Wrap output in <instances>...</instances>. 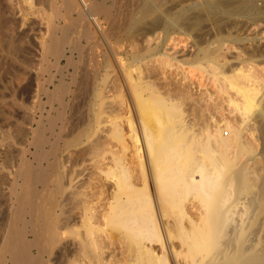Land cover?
I'll return each instance as SVG.
<instances>
[{
	"label": "bare ground",
	"instance_id": "1",
	"mask_svg": "<svg viewBox=\"0 0 264 264\" xmlns=\"http://www.w3.org/2000/svg\"><path fill=\"white\" fill-rule=\"evenodd\" d=\"M78 1L81 3V14L84 15L85 17H87L94 24L95 28L97 29V31L95 30L94 32L100 31V33L103 35V38L107 39L108 38L107 34L102 33V28H101V23H100L101 21H99L100 18H98L100 16L97 15V11L101 10L102 8L99 7L98 5H96V6L91 5L89 3V1H87V0H78ZM142 1L143 2L140 1L141 3L139 2L140 4H142L141 12L139 13L140 16H138L136 18V19H138V23H139L136 26L138 33L135 35L136 36V42L135 43L137 45H139L138 48H136V49H138V51L134 55L132 54L133 58H132V60H130L128 67L120 65L121 67L119 66V68H118V69L121 68L119 72L121 73V75L123 77V84H124L123 87L125 86L124 89L127 91V94L129 95L128 98L130 99V103H131L130 106L132 105V108H133L132 110L135 111L137 120H136L135 116H132L135 118L128 117V120H127L128 124L127 125H129V133H126L124 128H123L124 124L122 125V123L119 122V120H118L119 119V113H121V110L124 108L123 103L121 102V101H123V98H122V99H120L121 101H117V99H116L114 101L112 100V101H109L106 103L104 108H102V114L99 115V118L97 121V127L94 128V130L91 132V135H89V136L86 135V133H85L87 131L86 130L87 127H85V129H84V126H83V128L80 127L81 129H83V130H80L78 128V126H76V127L74 126L73 130H74V128H76V130H74V131H75V136L77 133V137H75L73 134L75 139L74 138H73V140L72 139L71 140L64 139L63 136L65 135L64 132L66 131L64 121H66V120L63 121V124L58 126L56 123V119L53 120L55 118V116L52 118V116L54 114L51 115L52 119L50 118L52 120L50 122V131H51V135L55 138L54 141L52 140L53 142L49 141L47 139V136H45V134H44V131L46 132V131H48V129L45 128V130H44L43 128H40V127L38 130L32 131L35 134L33 135V140L31 141L29 139V141H31V142H29L28 138H27L29 133H30L29 128H26V130L24 128V130L22 131V134L19 135L18 137H20V136L22 137V135L26 136V141L29 142V145H27L28 147L26 146L27 149L25 152H23L22 158H23V160L26 159V162H27L29 160V156H30L29 154H33L30 147H31V145L35 146L36 151L33 155H35L36 158L34 157L33 159L38 160V162H37L38 164H36V167H37V165H38V167L35 168V170H34L33 168L35 167V165H34V167L31 165H27L29 163L28 162L26 164V168H25L26 170H22V168L19 167V169H21V170L16 171V173L14 174L9 169L10 165H9V168H7L8 166L4 167V166H2L3 163H1L0 164V192L8 190L7 185L11 183L12 178L20 179V178H23V176H24V179L26 180V184L30 188V191L33 194V196L36 195V197H37L38 194L39 195L40 194L41 195L42 194H46V195L54 194L55 195V202H53L52 200H51V202H53V207L55 209V211L53 210L52 216L56 220V225H55L56 231L54 232L55 234H51L50 233V231H51L50 227L47 228V230H46V232L48 234H46L44 239H45V242L47 241V244H48L47 246L49 247V249H48L47 246L44 245V243L42 241L43 240L42 236L44 233H42V230H41V229H43V231H44L45 230L44 228L47 225L44 227L42 226L41 229H39L38 227L43 222H44L43 223V225H44L46 219L49 217H47V218L45 217L44 218L45 221H42V223L41 222L38 223L39 220L44 217V215L43 214L39 215L38 213H41V212H37L36 208L38 206L36 205L37 207H35V205H34L36 203L35 202L36 197L33 201L35 203H33L32 201H29V200H25L27 198V196L25 197V199H24V197L23 198L18 197L17 198V202H18L17 208L15 206H13V208L14 207L16 208L15 213L17 215V217H16L17 221L14 222L12 220L13 221L12 225L10 227L8 226L9 227L8 228L6 226V223L4 226H2L4 224V221H3L2 217L0 216V264H44L45 260H48V259H44L45 253L46 254L48 253L49 254L48 256L50 257L55 248H56V251H55L56 253L54 255L56 256L57 264H91V262L87 263L84 258H85V256L92 255L90 253V250L92 248H93V250H95L98 247V244H101L102 241L118 238V235L114 236L112 233L108 232L107 228H109V227L119 229V231H120L119 232V238H118L119 240H121V241L127 240L129 243H132V245L129 244V247H128V255L130 256L129 258H130V261L132 262V264H169L167 259L165 258L164 253H163V255L156 254V249L154 247V241H160L161 245L164 247V245L162 243V237L160 235V231L162 228L163 233L167 238L173 236V233L170 230L171 225L176 226L177 230L180 232V234H179L180 237L188 245L187 253L184 255L183 264H264V231H263V234L261 235V232L259 231L260 227H259V230H257L258 226L255 225L258 223V222L255 223L256 222L255 220L257 218L255 217V213H254L255 212L254 206H255V204H257L256 203V197H254L252 195V196H248V198L246 200H244L245 197L243 196L244 195V193H243L244 188L250 186V185L247 186V181H246V177H247L246 173L247 172L245 170L247 168H243V170L246 173L241 169L242 167L240 168V170H238L236 172V181L237 182L234 186V189L236 191V198L234 199V202H231V204H230V201H229L230 198H228L225 195V193H223V190H224L225 186L229 187L232 184L229 185V183L227 182L228 181L227 179L226 180L220 179L222 172L227 170L226 169L227 166L230 167L232 165L230 163L231 161L227 159V156H228L227 147L229 146V138L220 133V137H218V134L215 135L216 139L212 144L206 143L207 145H205V146H208V147H204V145L202 146V142L197 143L198 142L197 141L198 135H197V133H195L196 131H194V130H197V128L196 129L192 128L193 124L190 126L189 123L192 122L190 119L195 116L193 114L197 111H201L200 110L201 106H200V109H199L198 105H197L198 109L197 108L195 109L196 106H194L195 112H193L194 110H192V108L191 109L188 108V107H190L189 105H191V104L186 102L189 104L188 105L185 103V101H183L185 103L184 105H188L187 110L185 111L184 110L185 106H182L183 102L180 105V103H178V102H180V100L176 96H175L176 101L178 99L179 100L178 102L175 101V98L171 99L172 98L171 95L173 94L172 92H177V93H179V96H180V94H182L185 97H186V94L188 95V93H189L188 90H187V92L186 91L184 92V89H181V87H180V89H178L179 85L178 84L174 85L173 80H171V81H173L172 84H168V87L172 86L171 88L168 89L167 87H165L167 85V82H169L171 78L168 79L169 81H167L165 83V85L163 86L165 88L164 89L162 88L163 90L161 91V89H160L162 87L161 80L164 78L163 80L165 82L167 80V78L165 76H163V74L165 73L164 70H160V72L163 71V74H162V72H161L162 75L160 74L163 77H160L159 76L160 72L158 71V69H168V71H166V72H169V68H173L174 66H177V64H179L180 61L178 59H180V58L177 57L178 58L177 59L175 57L176 55H174V54H176V53H173V55H174L173 56L170 53V52H172L171 50H170V52L164 50V46L167 44L166 43L167 42L166 37L169 35L166 34V36H165V33L162 34L163 32L160 31V29L163 30V28H164L163 23L165 20L163 17H165L166 14L163 13L164 16H161L159 14L158 15L154 14L155 16L151 17L153 12H154L153 10L156 8L155 3H153L154 5H152V4H149L147 2H144L145 0H142ZM218 1H220L221 4H225L226 7H228V5L232 6L233 3L238 4V6L236 8L232 7V9L230 11L231 12L230 14L234 15L233 18L235 17V15L240 14L241 10L239 11V6L243 5L245 7V5L249 2V0H218ZM158 3H160V2H158ZM160 6H161V3H160ZM200 6H202V4L199 5V7ZM173 7H174V5H173ZM204 7H200V9L198 7L197 8L199 10L203 11V10H205ZM77 8H79V7H77ZM224 8L222 9V11L225 10ZM240 8H243V7H240ZM181 10L183 11L184 8H182ZM199 10H198V12L200 13L201 11H199ZM216 10H218V9H216ZM246 10H247V8H246ZM258 10H259V8H258ZM159 11H160V9H159ZM171 11H172V9H171ZM162 12H163V10H162ZM195 12H197V11H195ZM213 12H216V11H213ZM169 13H170V11H169ZM179 13L181 14V12H179ZM190 13H191V11L189 12V14ZM201 13H203V12H201ZM209 13L210 12H208L207 15ZM218 13L219 12H217V14ZM187 14H188V11H187ZM242 14L243 15L245 14L244 11L241 13V15ZM195 15L198 16V13H195ZM215 15H216V13H215ZM185 16H186V14H185ZM202 16H203V14H202ZM208 16H210V15H208ZM172 17H174V16H172ZM178 17H180V16H178ZM192 17L193 16H191V18ZM205 17H207V16H205ZM214 17H212V18H214ZM216 17H218V16L216 15ZM256 17L260 21L264 20V6H262L261 9L258 11V15ZM186 18H187V16H186ZM193 19H196L195 16ZM9 21L10 20L5 21V22H7V24H9L13 20L10 22ZM210 21H212V19ZM217 21H219V20H217ZM237 21H239V20H237ZM195 22L196 21H194V23H192V25H190V26L193 27V24H195ZM207 22H209V20H207ZM133 23H135V22H133ZM211 23H213V22H211ZM168 24L169 23H167V25ZM175 24H177V23H175ZM181 24L183 25V23H181ZM187 24H189V23H186V25ZM13 25H14V23H13ZM58 25H61V24H58ZM167 25H166V27H167ZM184 25H185V23H184ZM198 25L200 26V24H198ZM8 26L10 27V26H12V24L8 25ZM34 26H32V27L35 28ZM173 27L174 26L172 25V28ZM5 28H7V27H5ZM50 28H55V26L51 25ZM170 28H168L167 31H169ZM184 28H186V27H184ZM221 28H218V29H221ZM11 30H13V29L11 28L10 31ZM202 30H204V29H202ZM91 31H90V33H91ZM171 31H169V33ZM198 33H199V31H198ZM34 34H33V36H34ZM118 34H120V33H118ZM108 36H110V34ZM202 38H203V36H202ZM93 39H96V38L93 37L91 39V41ZM117 39L118 40L116 42H122L124 40V37H120V39L119 38H117ZM169 39L171 40L173 38H169ZM29 41H31V40H29ZM98 41H99V39H98ZM197 41H198V39H197ZM105 42H106V40H105ZM132 42H133V40H132ZM127 43H129V42H127ZM214 43H215V41H214ZM133 44H134V42H133ZM194 44L197 45L198 43L195 42ZM42 45H44V44H42ZM129 45H131V44L129 43ZM195 45H194V47H195ZM57 46H58L57 42H54V44H52V47H51V50L53 51L55 56H57V57L65 56V52L63 50H61V51L58 50L56 48ZM63 46H64V44H63ZM114 46H116V44ZM134 46H136V45H134ZM167 47L169 48L168 45H167ZM41 49H42V47H41ZM165 49H167V48H165ZM192 49H194V48H192ZM210 49H211V46H210ZM212 49H214V48H212ZM109 50H112L113 54L115 55V58H114L115 62H117V65H119L120 62H118L119 60L116 58V54H117V52L115 51L116 49L114 47H112ZM126 50H128V49H126ZM198 50H200V48H198ZM205 50H207V49H205ZM205 50L203 53L206 52ZM190 51H192V50H190ZM214 51H216V50H214ZM208 52H207L206 56H203L204 55L203 53L199 54V55H200V57L201 56L205 57L206 60H208V59L211 60L210 57L208 58V56L210 55ZM130 53H131V51H130ZM132 53H133V51H132ZM181 53H183L182 49H181ZM109 54H111V53H109ZM113 54H112V56H113ZM220 55H222V54H220ZM187 56L189 57V55H187ZM197 57L198 56L196 55V59H197ZM71 58H72V56H71ZM184 58H186V57L184 56ZM184 58H183V61L185 60ZM202 58H199V59L201 60ZM110 59H112V57ZM199 59L197 61H199V63H200ZM55 60H56V58H55ZM212 60H211V62H209V61L207 62L210 64L207 65L208 67L206 68L205 71L210 73V75H212L213 77L216 78L219 74L222 75L223 70L221 67L223 65L220 67V65L222 63L219 64L218 59H217L218 63H217V61H215V59H212ZM185 62L187 63V60ZM188 63H191L189 61V59H188ZM204 63H205V61H204ZM135 65H137L138 67H136ZM133 66L136 67V69L134 68L136 71H137V68L139 71V74L137 73V75H139V76L136 75L137 79L132 74L135 72V70H134V72L129 71L131 68H133ZM184 67L185 66H183V68ZM202 68H200V69H202ZM113 69H114V66H113ZM116 69H117V66H116ZM262 70H264V69H262ZM131 71H133V69ZM129 72L131 74H128ZM176 72H177V70H176ZM184 72H183V79L186 80V78H187V80L191 81L188 78V76H186L187 75L186 73H185L186 75L184 78ZM233 72L234 73L231 72V74L225 75L224 77L227 79V83L229 82V86L231 85L241 95V97H242L241 101L242 102H241V104L238 105L239 106L238 111H240L242 113V115H244V114L246 115L250 112V110L252 108L258 106V103L256 100V95L258 93V89L256 87H253V85H252L255 77L253 76V74L251 72H244L241 68L235 69V71H233ZM116 74H118V73H116ZM72 75H73V73H72ZM113 75H114V73H113ZM132 75L134 76L135 81L133 80ZM179 76H181V75L179 74ZM159 77L161 78V80H160L161 83H159V84H161L160 85L161 87L159 86L160 91L163 94H164V92H167L168 90L170 92L172 91L170 95H169V91L167 93H165L166 95H169L170 97H165L166 95L162 94L164 96L163 97V96H161V92L158 91V89H157L158 84L155 85L156 84L155 81L157 79H159ZM107 78H110V76ZM120 78H121V76H120ZM174 79H176L175 76H174ZM178 79H180V77L177 78V80ZM107 81H110V80H107ZM171 81H170V83H171ZM176 81H175V83H176ZM180 81L182 82V80H180ZM59 82H60V80H59ZM118 82H119V80H118ZM121 82H122V80H121ZM192 83H193L192 87H194L195 86L194 82H192ZM52 84H53V82H52ZM67 84H68L67 86L70 85L69 82H67ZM103 84H105V86H106L105 82ZM112 84H115V83L113 82ZM197 84H198V82H197ZM65 85H66V83H65ZM65 85H62V84L59 85L58 84L57 86L54 87L55 88L54 91L51 89L52 93H50L49 91H45L44 93L46 94V97L48 99L46 101H48V102L50 101L52 103L51 99H55V100L57 99L59 106H63V107L68 106V103H69L68 100H70V99L64 101L63 98H65V97L60 96V95H62L63 92H64V94L68 95L67 89H64L66 87ZM43 86H45V85L43 84ZM111 86H112V88H115V87H113V85H111ZM111 86H109V87H111ZM114 86L118 87V84H116ZM119 86H121V85H119ZM184 86L185 85H182V88H184ZM190 86H191V84H190ZM190 86L186 85L185 89L187 87H190ZM47 87H49V86H47ZM198 87H199V85H198ZM31 88H33V87H31ZM166 88L168 89L167 91H165ZM219 88H222V87H219ZM115 89L118 91L117 88H115ZM119 89L121 90V87ZM187 89H189V88H187ZM95 90H97V89H95ZM120 90H119V92H120ZM220 90H223V88ZM32 91H34V90L32 89ZM32 91L30 90L31 93H33ZM65 91L67 93H65ZM107 91H109V90L107 89ZM115 91L113 92V94L111 93L110 95H115L114 94V93H116ZM34 92L36 94H38L37 90ZM121 92H123V91H121ZM121 92H120V94H122ZM191 92H192V90H191ZM31 93H29V94L31 95ZM41 95H43V94H41ZM102 95H103V92H102ZM110 95H109V97H110ZM182 95H181V97H179L180 99H183ZM193 95H191L189 93L188 96L190 97ZM197 95H198V93H197ZM188 96L186 98L189 99ZM98 97H99V95H98ZM185 97H184V99H185ZM32 98L33 97H31V100H32ZM68 98H70V96ZM128 98L126 96L127 101H128ZM201 98L203 99V97H201ZM33 99H35V96ZM74 99L75 98L73 97L72 100H74ZM188 99H187V101H188ZM195 99L194 100L191 99V101L189 99V102L194 101L195 105H196V103L199 101V100L197 101V99H199V98L197 97L196 101H195ZM32 101L36 102L35 100H32ZM46 101L44 103H46ZM200 101H202V100H200ZM204 101L205 100H203L202 102H204ZM64 102H67L66 103L67 105ZM72 102H74V101H72ZM98 102H99V100H98ZM149 102H150V104H149ZM125 104L127 105V107H130V106H128L127 103H125ZM27 105L29 106V104H27ZM34 105H35V103H34ZM70 105H71V103H70ZM99 105H101L100 107H102L104 105V103L103 104L100 103ZM31 107L33 108V106H31ZM34 107H36V106H34ZM205 107H206V105L203 106V108H205ZM73 108H75V107H73ZM91 108H93V107H91ZM203 108H202V110H204ZM57 109H55V110H57ZM107 110H109V111H107ZM160 110H163V111H160ZM188 110H190V111L192 110L191 112H193V113H191L189 111L191 113L190 116L193 115L191 118H189L190 116L186 115V113L188 114ZM49 111H50V109H49ZM65 111H66V109H65ZM26 112H27L26 114L29 115L27 110H26ZM40 112H42V110ZM59 112L60 111L58 110L57 111L58 116L56 115V117H58L59 118L58 120L61 121L62 116L60 118L59 114H61V113H59ZM73 112H74V110H73ZM30 113L32 114L31 111H30ZM63 113L65 114L64 110H63ZM105 113L107 115L103 116ZM73 114H75V113H73ZM73 114H72V116H73ZM200 114H201V112L197 116H195L194 119L196 120V117H198V116L200 117ZM48 115L49 114H47V117H48ZM258 115H259L258 117L260 118V121H261V125H260L261 129L260 130H262L263 133L261 131L260 132L264 136V109L259 108L258 109ZM40 116H41V120H42V117L44 115L40 114ZM126 116L127 115H125V117ZM32 117H33V115H32ZM34 117H35V115H34ZM34 117H33V119H34ZM64 117H65V115H64ZM187 117L190 120L189 123L187 121ZM199 117H198V120L201 121V118L199 119ZM86 118H88V117H86ZM81 119H83V118L81 117ZM84 119H85V117H84ZM120 119H121V117H120ZM134 119L136 120V122L134 121ZM212 119L215 123L214 128L219 130L221 128L219 125L220 123L217 120H215L213 117L210 119V121H208V119H207L206 123L208 121L207 124L213 125V123H212L213 121L211 122ZM31 120L29 119L28 122L30 121V123H31ZM68 120H70V118ZM94 120H95V118H94ZM35 121H37V120H35ZM84 121H81V122H84ZM137 122L139 123L138 127H136ZM193 122H194V120H193ZM239 122H241V121H239ZM30 123H29V126H30ZM38 123H39V120H38ZM43 123L41 121V126H44L46 124L45 123L44 125H42ZM68 123L70 124V121ZM72 123H73V125L75 124L73 121H72ZM85 123H86V121H85ZM85 123H82V124L84 125ZM91 123L93 124V122H91ZM199 123H201V122H199ZM206 123L205 124L203 123V125H200V124L199 125L202 128V126L206 125ZM70 125L72 126V124H70ZM224 125H225V128L227 130L231 129L233 126V125H231V122H229L227 120L224 121ZM71 126H69L70 132H71ZM194 126H197L196 121H195ZM209 126L210 125H208V126L206 125L207 128H203V129H206V131H209V134H210V130H211L212 126H210V127ZM89 128H90V125H89ZM57 129H58V131H57ZM77 129L80 131L76 132ZM156 129H158V130H156ZM239 129H240V127H239ZM19 130H22V129L20 128ZM30 130H32V129H30ZM71 133H73V132H71ZM19 134H20V131H19ZM227 134H228V132H227ZM71 136L72 135H70L69 137L71 138ZM263 136H262V138H263ZM12 140H14V139H12ZM19 141L20 140H18V142ZM62 142H63V144H62ZM114 142H116L117 144H115ZM10 143H8V142H6V144L0 143V156L1 155H4L5 157L10 156V154L12 153V148L14 146V144H10ZM48 143L50 144L49 145L50 149L46 150L44 148V146ZM16 144H18V143H16ZM198 145H199V147L201 146L200 148H202L201 149V153L203 154L202 159L200 158L199 155H197L200 152ZM240 147H242V145ZM243 147H244L243 150H245V145H243ZM218 148H221V150H219ZM224 150H226V151L223 152ZM25 153H26V155H25ZM98 156H101V157L98 158ZM61 157H63L62 159H64V161L61 159ZM61 160H62V162H61ZM30 161H32V159ZM64 162H67V164L70 163L69 167H68V165H65ZM61 163H63V164H61ZM226 163H227V165H226ZM22 164H23V162H22ZM30 164H31V162H30ZM12 165L14 166V164H12ZM19 166H20V164H19ZM97 178L102 181L100 190H97L98 192L94 191L95 189H97L95 187H94L95 189L93 190L94 181ZM99 181H98V184L101 183ZM22 182H21V184H23ZM16 184H17V182H16ZM95 184H96V182H95ZM17 186H18V184H17ZM20 187H21V185H20ZM96 187L99 188V186H97V185H96ZM14 188H12V189H14ZM27 190H28V188H27ZM20 191H22V190H20ZM23 191H26V190H23ZM23 191H22V193H23ZM17 193H15V194H17ZM190 195H193L195 198L196 197L202 198V203H203L202 206L205 209L204 210L205 215H207V216L213 215L214 216V218H212L213 220H211V218H208L206 223L210 228L219 227L218 231H216V233L217 232L218 233L219 232H226L225 231L226 222L229 219L234 220L235 223L232 226V230L227 233L228 237L224 241H222L221 243H217V242H213L211 239L210 240L207 239V236H209L210 233L205 232V229L202 227V224L200 223V219L202 220V219H204V217L203 216L201 218L199 217V219L196 220V218L191 214L190 208L187 205V199ZM33 198L34 197H32V199ZM47 198H48V196H47ZM45 199H46V197H45ZM41 200H40V202H41ZM13 201H16V200L14 199ZM43 203H45V201L42 202V204ZM37 204H39V203L37 202ZM214 204L217 205L216 208H214ZM40 208H42V207H40ZM250 209L252 210L251 212H250ZM10 210H11V213H13L12 209H10ZM43 213H46V212L44 211ZM174 213L176 215H173ZM245 215H248V217H245ZM46 216H48V215H46ZM52 216H51V219L53 218ZM54 218L52 219L51 222L54 221ZM246 218H247V220H246ZM51 219H48L47 221H50ZM48 223H50V222H48ZM254 226H257V227L255 228ZM40 227H41V225H40ZM29 232H31L33 234V239H31V240L29 239V237H30L28 235ZM212 234H214V233L212 232ZM54 235H55V237H54V244H53L54 248H53V247H50V243H51V238ZM101 235H103V236H101ZM34 250H36V252ZM178 252H179V254L181 253V251L172 252L173 256H174V253L177 254ZM48 262H49V260H48ZM97 264H101V260H98ZM173 264H182V262H179L178 260H176L174 258Z\"/></svg>",
	"mask_w": 264,
	"mask_h": 264
},
{
	"label": "rangeland",
	"instance_id": "2",
	"mask_svg": "<svg viewBox=\"0 0 264 264\" xmlns=\"http://www.w3.org/2000/svg\"><path fill=\"white\" fill-rule=\"evenodd\" d=\"M87 1H89V3L91 5H95V6L98 5L99 7L102 8L101 10L97 11V15L100 16V17H98V16L97 17L100 18L99 21H101L100 23H101L102 33L107 34V37H108L107 39L103 38V35L100 33V31L94 32L95 30L97 31V29L95 28L94 24L87 17H85L84 15L81 14V3L78 0H0V113H1L0 114V143L6 144V142L10 143L12 141L10 144H14V146L12 148V153L10 154V156H8V157H5L4 155L0 156V164L3 163L2 166H4V167L8 166L7 168H9V165H10L9 169L14 174L16 173V171L21 170V169H19V167L22 168V170H26L25 168H26V164L28 162L29 163L27 165H31L33 167L35 165V167L33 168L34 170H35V168L38 167V165L36 167V164H38L37 163L38 160L35 159L36 160L35 161L33 159L35 157V155H33V154L36 151L35 146L31 145L30 149L32 150L33 154H29L30 156H29V160L27 162H26V159L23 160L22 154H23V152L26 151V149L28 147L27 145H29V142H31L33 140V135L35 133L32 131L38 130L39 127L43 128L44 130H45V128H47L48 131H46V132L44 131L45 136H47V139L49 141H51V142L54 141L55 138L51 135V131H50V122L52 121L51 119L54 116H55V118L53 120L56 119V123L58 126L63 124L64 120L67 121V122L64 121L65 130H66L65 131L66 133L64 132V134L66 136L63 134L64 135L63 137L66 140H71V139L73 140V138L75 139V137H77V133L75 136V131H74V130H76V128H74V130H73L74 126L75 127L78 126V128L80 130H83V129H81V128H83V126H84V129H85V127H87L86 128L87 131L85 133L88 136L91 135V132L94 130V128L97 127V121H98L99 115L102 114V108H104V106L106 105L107 102L112 101V100L114 101L117 99V101H121L120 99L123 98L124 102L123 101H121V102L123 103L124 108L121 110V113H119V119L118 120H119V122L122 123V125L124 124L123 128H124L126 133H129V125H127L128 124L127 123L128 117H132V116L136 117L135 111L132 110L133 109L132 105L130 106L131 103H130V99L128 98L129 95L127 94V91L124 89L125 86L123 87V85H124L123 84V77H122L121 73L119 72L121 68L120 69H118V68L120 65L128 67L130 60H132V58H133V55L138 51V49H136V48H138L139 45H137L135 43L136 42V36L135 35L138 33L136 26L139 23H138V19H136V18L138 16H140L139 13L141 12V7H142V4H140V3L143 1L142 0H87ZM144 2H147V3L152 4V5H154L153 3H155V6H156L155 9L156 10L155 9L153 10L154 12H153L151 17H154L155 15H158V14L161 16H164L163 13L166 14L165 17H163L165 20L163 23V27L165 29L164 28H163V30L160 29V31L163 32L162 34L165 33V36H166V34L169 35L166 37L167 38V42H166L167 44L164 46V50L169 51V52L171 50L172 52H170V53L172 55H173V53H176L174 55H176L175 56L176 58L177 57L180 58V59H178V58L177 59L180 61L179 64L181 63L180 65L177 64V66H174L173 68H169V72H166V71H168V69H158L159 72H160V70H164V72L166 74L165 73L163 74V71H161V72H162L163 76H165L167 78V80L165 82L163 80L164 78L161 80L160 77H163V76H161L162 74L160 72L159 73V76H160L159 79H157L155 81V83H156L155 85L158 84V88L157 87L156 88L158 89L159 92H161L165 87H167L169 89L172 86L168 87V84H172L174 81V85L175 84L179 85L178 89H180V87H181V89H184V92L185 91L187 92V90H188V92L191 95H193V94L195 95V96L193 95V96L189 97L188 96L189 93H188V95L186 94V97L188 96L190 101H191V99L192 100H194L195 98L197 99V97L199 98V99H197V101L198 100L199 101L200 100L206 101V102L205 101L204 102L198 101L197 102L198 104L196 103V105H195L194 101L189 102V99L186 98L184 95L180 94V96H179V93L171 91L174 94V95L172 94L173 96L171 95V97H172L171 99L175 98V101H176V97H177L180 100V102H178L179 101L178 99L176 102L180 103V105L182 104L183 101H185V103L188 102L191 105H189L188 103H186V104H188L190 106L188 108L189 109L192 108V110H194V106H196L195 109L196 108L198 109V107L200 109V106H201V109H200L201 111H197V110H196L197 112H195V110L193 111V112H195L193 114L195 116H197L201 112L200 117L198 116L199 119L201 118V121L198 120V117H196V120H195L194 119L195 116L193 118H191L193 116V115L190 116V114L193 113V112H191L192 110L191 111L188 110V114L186 113V115L190 116L189 118H191L190 120L192 122L194 120L193 123L192 122L189 123L190 120L187 117V121H188L189 125L191 126L193 124L192 128H195V129L197 128V130H194V131H196L195 133H197V135H198L197 136V141H198L197 143L202 142V146L204 145V147H208V146H205V145H207L206 143L212 144L216 139L215 135L218 134V137H220V133L229 138V146L227 147V153H228L227 159L231 161L230 163L232 165L230 167L227 166V168H226L227 170L222 172V175L223 174L224 175L223 176L221 175L220 179L221 180L227 179L228 180L227 182L229 183V185L230 184H232V185L229 187L225 186L223 193H225V195L228 198H230V200H229L230 204H231V202H234V199L236 198V191L234 189V186L237 182L236 181V172L238 170H240L241 167H242L241 168L242 170H243V168H247L245 170L247 173L244 170L243 171L247 174V177H246L247 186L248 185H250V186L244 188V192H243L244 195L243 196L245 197L244 200H246L248 198V196L253 195L254 197H256V203L257 204H255V206H254L255 207L254 213H255V217L257 218L255 220L256 221L255 223L258 222L255 225H257L258 227L257 226H254V227L255 228L257 227L258 228L257 230H259V227H260L259 231L261 232V235H262L263 231H264V226H263L264 225V145H263L264 144V140H263L264 136H263V134H261L262 130H260L261 129V127H260L261 121H260V118L258 117L259 116L258 115V109L259 108L264 109V70H262V69H264V20L260 21L259 19H257L256 16L258 15V11L261 9V7L264 6V0H249V2L245 5V7L243 5L239 6V11L241 10L240 14L235 15L234 18H233L234 15H231L230 11H231L232 7L236 8L238 6L237 3H233L232 6L228 5V7H226L225 4H221L220 1H218V0H183V1L182 0H147V1L145 0ZM158 2L161 3V6H160V3H158ZM201 4H202V6H200V7L205 6L204 7L205 10H203V11L199 10L200 9L199 5H201ZM173 5H174V7H173ZM77 7H79V8H77ZM240 7H243V8H240ZM158 8L160 9V11ZM182 8H184L183 11L181 10ZM223 8L225 10L222 11ZM246 8H247V10H246ZM258 8H259V10H258ZM171 9H172V11H171ZM197 9L203 13H201V12L199 13ZM216 9H218L219 11ZM162 10H163V12H162ZM169 11H170V13H169ZM187 11H188V14L190 11H191V13L188 15ZM195 11H197V12H195ZM213 11H216V12H213ZM243 11L245 14L241 15V13ZM179 12H181V14ZM208 12H210L208 14L210 16L207 15ZM217 12H219L218 13L219 15L217 14ZM195 13H198V16L195 15ZM215 13L218 17L219 16L220 17L219 18L216 17ZM185 14H186L187 18L185 16ZM202 14H203V16H202ZM172 16H174V17H172ZM178 16H180V17H178ZM191 16H193V17L191 18ZM194 16L196 19H193ZM205 16H207L208 18L210 17V18L208 19ZM212 17H214V18H212ZM215 18L219 21H217ZM211 19H212V21H210ZM8 20H10V21L13 20V21L11 23H9L10 22L9 21L8 22L9 24H7V22H5V21H8ZM207 20H209V22H207ZM237 20H239V21H237ZM194 21H196V22H195V24H193V27H191L190 25H192V23H194ZM133 22H135V23H133ZM211 22H213V23H211ZM13 23H14V25H13ZM167 23H169L170 25L169 24L167 25ZM175 23H177V24H175ZM181 23H183V25ZM184 23H185V25H184ZM186 23H189V24L186 25ZM11 24L13 27L8 26ZM58 24H61V25H58ZM165 24L167 25L168 28L171 27L169 31H171V30L172 31L170 33H169V31H167L168 28L166 27ZM198 24H200V26ZM51 25L55 26V28H50ZM172 25L174 26L173 28H172ZM32 26H34L35 28H33ZM5 27H7V28H5ZM8 27L10 29L12 28L13 30L10 31V29ZM184 27H186V28H184ZM218 28H221L222 30L218 29ZM202 29H204V30H202ZM90 31H91V33H90ZM198 31H199V33H198ZM118 33H120V34H118ZM33 34H34V36H33ZM109 34H110V36H108ZM119 36L124 37V40H123L124 42L123 41L122 42H116L118 40L117 38L120 39ZM202 36H203V38H202ZM91 37L92 38L94 37L96 39H93L91 41V39H92ZM168 37L173 38V39L170 40ZM98 39H99V41H98ZM131 39L133 40L134 44H133ZM197 39H198V41H197ZM29 40H31L32 42ZM105 40H106V42H105ZM214 41H215V43H214ZM54 42H57L58 46L56 48L58 50H60V51L63 50L65 52V56H61V57L55 56V54L51 50L52 44H54ZM127 42H129L131 45H129V43H127ZM195 42L198 43L197 44L198 46L194 44ZM42 44H44V45H42ZM63 44H64V46H63ZM115 44H116V46H114ZM134 45H136L137 47ZM167 45L169 46V48L167 47ZM194 45H195V47H194ZM111 46L116 49L115 50L117 52L116 58L119 60L118 62H120L119 65H117V62H115V59H114L115 55L113 54L112 50H109L112 48ZM210 46H211V49L212 48H214V49L211 50ZM41 47H42V49H41ZM165 48H167V49H165ZM192 48H194V49H192ZM198 48H200V50H198ZM126 49H128V50H126ZM181 49H182L183 53H181ZM205 49H207V50H205ZM190 50H192V51H190ZM204 50L206 51L205 53H203ZM214 50H216V51H214ZM130 51H131V53H130ZM132 51H133V53H132ZM207 52L210 54V55L208 54L209 55L208 58L210 57L211 60L215 59V61H217V59H218L219 64L222 63L220 65V67L223 65L221 67L223 70V71L221 70L222 75L219 74L216 78L213 77L212 75H210V73L205 71L206 68L208 67L207 65L210 64V63H207L210 59L207 58L208 60H206V58L203 57V56H206ZM109 53H111V54H109ZM202 53L204 55L200 57L199 54H202ZM112 54H113V56H112ZM220 54H222V55H220ZM187 55H189L190 58ZM196 55L198 56L197 59H196ZM71 56H72V58H71ZM110 56L112 57V59H110L111 58ZM184 56L186 58H184ZM55 58H56V60H55ZM183 58L185 59L184 61H183ZM199 58H202L203 60L202 59L201 60L203 62ZM188 59L191 63H188ZM198 59L200 60V63H199V61H197ZM186 60H187V63L185 62ZM211 60L209 62H211ZM204 61H205V63H204ZM218 61H217V63H218ZM182 65L185 67L183 68ZM113 66H114V69H113ZM116 66H117V69H116ZM135 66L138 67L137 65H135ZM135 66H133V68H131L129 71L134 72V70L136 69ZM200 68H202V69H200ZM234 68L235 69L241 68L244 72H251L253 74V76L255 77L252 85H253V87H256L258 89V93L256 95V100H257L258 106L252 108L250 110V112L246 115L245 114L242 115V113L240 111H238L239 110L238 105L241 104V102H242L241 101L242 100L241 95L231 85L229 86V82L227 83V79L224 77L225 75L231 74V72L234 73L233 72V71H235ZM132 69H133V71H131ZM175 69L177 70V72ZM130 72L128 74H131ZM183 72H184V78H185V75L187 74L186 76H188V78L191 81L187 80V78H186V80L183 79ZM72 73H73V75H72ZM113 73H114V75L116 73H118V74H116L114 76ZM137 73L139 74L138 68H137V71L135 70V72L132 73L136 79H137V76H139V75H137ZM179 74L182 77L179 76ZM133 75H132V77H133V80L135 81ZM170 75L171 76L173 75V76L171 77ZM109 76H110V78H107ZM120 76H121V78H120ZM174 76L176 79H174ZM179 77H180V79H178L179 80L178 81L177 78H179ZM116 78L119 80V82ZM119 78L122 80V82ZM168 79H170V81L171 80H173V81H171V83H170V81ZM59 80H60V82H59ZM107 80H110V81H107ZM160 80L162 83L160 82ZM180 80H182V82L183 81L184 82L182 83ZM167 81H169V82H167ZM175 81H176V83H175ZM52 82H53V84H52ZM67 82H69V84H70L69 86H67L68 85ZM104 82L106 83V86H105V84H103ZM113 82L115 84H112ZM166 82H167V85L165 87H163ZM192 82H194V85L197 87L196 88L194 86L196 89L194 87H192V85H193ZM197 82H198V84H197ZM65 83H66V85H65ZM159 83L162 84V87L160 86L161 84H159ZM43 84L45 86H43ZM56 84L57 85L62 84V85L66 86V87L64 86L65 87L64 89H67L68 93L66 91H65V93H67L68 95L64 94V92L62 93V95H60L61 97H63V96L65 97V98H63L64 101L70 99V100H68L69 103H68V106H66V107L59 106L57 99L56 100L51 99L52 103L50 101L49 102L46 101L48 99H47L46 94L44 92L49 91L50 93H52V90L54 91V89H55L54 87L57 86ZM116 84H118V87L114 86ZM190 84H191V86H190ZM111 85H113V87L117 88L118 91L115 88H112ZM119 85H121V86H119ZM182 85H185V86L189 85L190 87H187L189 89H187V88L185 89V86H184V88H182ZM198 85H199V87H198ZM47 86H49V87H47ZM109 86H111V87H109ZM218 86L222 87L223 90H220L222 88H219ZM31 87H33V88H31ZM120 87H121V90L119 89ZM106 88L109 91H107ZM159 88L161 89V91ZM167 88L165 89V91L168 90ZM32 89L34 91L37 90L38 94H36L34 91H32ZM95 89H97V90H95ZM30 90L33 93H31ZM119 90H120V92L123 91V92H121L122 94H120ZM191 90H192V92H191ZM114 91L116 92V93H114L115 95H110L111 93L113 94ZM102 92H103V95H102ZM167 92H164V94L161 92V96L166 95L165 93H167ZM171 92L169 91V95L171 94ZM29 93H31V95ZM197 93L199 96L197 95ZM32 94L35 96V99H33L34 96ZM41 94H43L44 96ZM98 95H99V97H98ZM109 95L111 98L109 97ZM169 95H166L165 97H170ZM181 95H182L183 99L179 98V97H181ZM30 96L33 97L32 100H35L36 102H33L31 100ZM69 96H70V98H68ZM126 96L128 98V101L126 99ZM183 96L185 97L186 100L184 99ZM73 97L75 98L74 100H72ZM201 97H203V99ZM187 99H188V101H187ZM196 99H195V101H196ZM98 100L101 104L104 103V105L102 107H100L101 105H99L100 103L98 102ZM45 101H46V103H44ZM72 101H74V102H72ZM34 103H35V105H34ZM64 103L66 104L67 102H64ZM70 103H71V105H70ZM125 103H127L128 106H130V107H127V105ZM185 103L183 102L182 106H185L184 110L186 111L188 105H184ZM27 104H29L30 107ZM149 104H150V102H149ZM197 105H198V107H197ZM204 105H206L205 108H203ZM31 106H33V108ZM34 106H36V107H34ZM73 107H75V108H73ZM91 107H93V108H91ZM202 108L204 110H202ZM40 109L42 110V112H40L41 111ZM49 109H50V111H49ZM55 109H57V110H55ZM62 109L64 110L65 114L63 113ZM65 109H66V111H65ZM26 110L28 111L29 115L26 114L27 113ZM58 110L60 111L59 113H61V114H59L60 118L62 116L61 121L58 120L59 119L58 117H56V115L58 114L57 113ZM73 110H74V112H73ZM30 111L32 112V114L30 113ZM107 111H109V110H107ZM160 111H163V110H160ZM73 113H75V114H73ZM40 114L44 115L42 117V120H41ZM47 114H49L48 117H47ZM72 114H73V116H72ZM32 115H33V117L35 115L34 119H33ZM51 115H53L52 118H51ZM64 115H65V117H64ZM106 115L107 114L105 113L103 116H106ZM125 115H127V116L125 117ZM27 117L30 120L32 119L31 123H30V121L28 122L29 119ZM81 117L83 119H81ZM84 117L86 120L84 119ZM86 117H88V118H86ZM120 117H121V119H120ZM135 117H132V118H135ZM212 117L220 123L219 125L221 128L219 130L214 128L215 123H214L213 119L211 120V122L213 121L212 123L214 126L211 124H207L208 121H210V119ZM69 118H70V120H68ZM94 118H95V120H94ZM207 119H208V121L206 123ZM35 120H37V121H35ZM38 120H39V123H38ZM84 120L86 121V123ZM136 120H137V117H136ZM136 120L134 119L135 122H136ZM225 120L231 122V125H233L231 129L227 130L225 128V125H224ZM41 121H42V123L44 122L42 125H44L45 123L46 124L44 126H41ZM69 121H70V124H72V126L68 123ZM72 121L75 123L74 125H73ZM81 121H84V122H81ZM195 121H196L197 126H194ZM198 121L201 123H199ZM239 121H241V122H239ZM91 122H93L94 125ZM197 122L200 125H203V123L204 124L206 123L207 126L208 125L212 126L211 130H210V134H209V131H206V129H203V128H207L206 125L202 126V128H201V126ZM29 123H30V126H29ZM82 123H85V124L83 125ZM89 125H90L91 129L89 128ZM136 125H137L136 127H138L139 123L137 122ZM69 126H71V132H73V133L70 132ZM239 127H240V129H239ZM20 128L22 130H19ZM24 128H25V130H26V128H29L30 133L27 137L28 141H29V139L31 140L29 142L26 141V136L22 135L23 138L20 136L22 139L20 137H18L19 135L22 134V131L24 130ZM30 129H32V130H30ZM18 130L20 131V134H19ZM80 130L77 129L76 132H79ZM156 130H158V129H156ZM57 131H58V129H57ZM227 132H228V134H227ZM73 134L75 137L73 136ZM70 135H72L71 138L69 137ZM262 136H263V138H262ZM12 139H14V140H12ZM17 139L20 141L18 142ZM2 141L3 142L5 141V142L3 143ZM16 143H18V144H16ZM114 143L117 144L116 142H114ZM62 144H63V142H62ZM240 144L242 145V147H240L241 146ZM49 145H50L49 143L46 144L44 146V148L46 150H49L50 149ZM243 145H245V150H243L244 149ZM198 147H199V145H198ZM200 147H199L200 152L197 155H199L200 158L202 159L203 154L201 153L202 148H200ZM218 149L221 150V148H218ZM225 151L226 150H224L223 152H225ZM25 155H26V153H25ZM99 157H101V156H98V158ZM62 158L63 157H61V159ZM31 159H32V161H30ZM62 160L64 161V159H62ZM62 160H61V162H62ZM22 162H23V164H22ZM30 162H31V164H30ZM12 164H14V166ZM19 164H20V166H19ZM61 164H63V163H61ZM64 164L68 165V167L70 165V163L67 164V162H64ZM226 165H227V163H226ZM23 179H24V176H23V178H20V179L12 178L11 183L7 185L8 190L1 191L2 193L0 192V216L2 217V219L4 221V224L2 226H4L6 223V226L10 227L12 225L13 221L14 222L17 221V219H16L17 215L15 212H16V208L18 206V204H17L18 203L17 202L18 197L19 198L24 197V199H25V197L27 196V198L25 200H29L32 202L34 201V199L36 197V195L33 196V194L30 191V188L26 184V180L25 179L23 180ZM14 180L17 182L18 186ZM99 180L100 179L97 178L94 181L93 190L95 188H97L94 190L96 192H98L97 190H100V188H101L102 181L101 180L99 181ZM98 181L101 182V183H99L100 185L98 184ZM21 182L23 184H21ZM95 182H96V184H95ZM19 184L21 185L22 188L20 187ZM96 185L99 186V188L96 187ZM12 188H14V189H12ZM27 188H28V190H27ZM20 190H22V191L26 190V191H23V193H22V191H20ZM13 193L14 194L17 193V194L14 195ZM47 196H48V198H47ZM32 197H34V198L32 199ZM45 197H46V199H45ZM11 198L13 200L15 199L16 201H13ZM40 200H41V202H40ZM51 200L53 202H55V195L54 194H52V195H46V194H42V195L40 194L39 195L38 194L36 197V200H35L36 203L33 202V203H35L34 204L35 207L38 206L36 208L37 212H41L38 214L44 215V217L42 219H40L38 223H40V222L42 223V221H45L44 220L45 217L46 218L49 217L46 219V221L48 219H51V216L53 214V210L55 211V209L53 207V202H51ZM44 201H45V203L42 204V202H44ZM37 202L39 204H37ZM202 204H203L202 198H200V197L195 198L193 195H190L187 199V205L189 206L191 214L196 218V220L199 219V217L200 218L202 216L204 217V219H202V220L200 219V223L202 224V227L205 229V232L210 233V235L207 236V239H209V240L211 239L213 242L221 243L222 241H224L228 237L227 233L232 230V226L234 225L235 222L233 219H229L226 222V227H225L226 232H219V233L217 232L216 233V231H218L219 227L210 228L206 223L208 218H211V220H213L212 218H214V216L213 215H208V216L205 215V211H204L205 209L202 206ZM216 204H214V208L217 207ZM13 206H15L16 208L15 207L13 208ZM40 207H42L43 209ZM9 208L12 209L13 213H11V210ZM44 211L46 213H43ZM251 211L252 210L250 209V212ZM46 215H48V216H46ZM173 215H176V214L174 213ZM245 217H248V215H245ZM52 219L50 221H47V222L45 221L44 225H43V223H44L43 222L42 224H40L41 227H40V225L38 227L39 229H41L42 226L44 227L47 225L44 228L45 229L44 231H43V229H41L42 233H44L42 236V239H43L42 241H43L44 245H46V246L48 244H47V241L45 242L44 238H45L46 234H48L46 232L47 228H49V227L51 228L50 229L51 234H55L54 232L56 231V229H55L56 228L55 227L56 220L54 218L55 222L54 221L51 222ZM246 220H247V218H246ZM48 222H50V223H48ZM107 230L109 233H112L114 236L118 235V238H119V232H120L119 229L109 227V228H107ZM170 230L172 231L173 236L167 238L164 235L163 230L161 228L160 235L162 237V243H163L164 247L161 245L160 241H154V247L156 249V254L163 255V253H164L165 258L167 259L169 264H173L174 258L176 260H178L179 262H182V264H183L184 255L187 253L188 245L180 237V235H179L180 232L177 230L176 226L171 225ZM212 232L214 234H212ZM30 233L31 232H29L28 235L30 236L29 239L31 240V239H33V234L32 233L30 234ZM101 236H103V235H101ZM54 237H55V235L52 236V238H51L50 247L54 246L53 245L54 244ZM118 238L102 241L101 244H98V247L95 250H93V248L90 250V253L92 255L85 256V258H84L85 261L87 263L91 262V264H97L98 260H101V264H132V262L130 261V258H129L130 256L128 255V247H129V244L132 245V243H129L127 240L121 241ZM47 248L49 249L48 246H47ZM173 250L174 251H181V253L180 254H179V252L177 254L174 253V256H173V253H172V252H174ZM34 251L36 252V250H34ZM55 251H56V248L53 250L52 255L50 257L48 256L49 255L48 253L47 254L45 253L44 259H48L49 262H48V260H45L44 264H57V262H56L57 259H56V256L54 255L56 253Z\"/></svg>",
	"mask_w": 264,
	"mask_h": 264
}]
</instances>
